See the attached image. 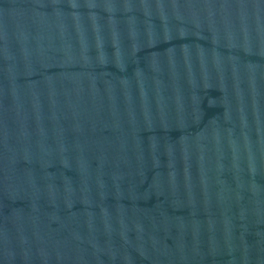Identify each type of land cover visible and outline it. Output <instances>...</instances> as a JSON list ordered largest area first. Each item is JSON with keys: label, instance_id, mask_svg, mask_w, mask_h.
Masks as SVG:
<instances>
[{"label": "water", "instance_id": "water-1", "mask_svg": "<svg viewBox=\"0 0 264 264\" xmlns=\"http://www.w3.org/2000/svg\"><path fill=\"white\" fill-rule=\"evenodd\" d=\"M0 264H264V0H0Z\"/></svg>", "mask_w": 264, "mask_h": 264}]
</instances>
